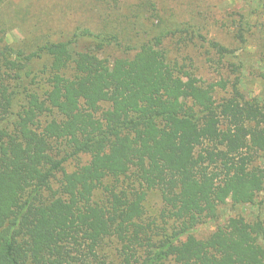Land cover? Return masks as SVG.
Masks as SVG:
<instances>
[{
  "label": "trees",
  "instance_id": "obj_1",
  "mask_svg": "<svg viewBox=\"0 0 264 264\" xmlns=\"http://www.w3.org/2000/svg\"><path fill=\"white\" fill-rule=\"evenodd\" d=\"M256 4L234 20L241 44L250 16L264 15ZM173 35L201 39L234 79L207 81L169 60L162 42ZM120 45L82 28L28 49L0 26V264H264L262 219L230 216L198 233L228 200L264 191V102L240 91L239 54L188 22L101 55ZM149 191L161 199L156 217Z\"/></svg>",
  "mask_w": 264,
  "mask_h": 264
},
{
  "label": "rangeland",
  "instance_id": "obj_2",
  "mask_svg": "<svg viewBox=\"0 0 264 264\" xmlns=\"http://www.w3.org/2000/svg\"><path fill=\"white\" fill-rule=\"evenodd\" d=\"M254 1V2H253ZM264 0H7L0 6V26L10 44L29 49L45 39L69 38L76 30L89 28L94 32L116 33L121 45L105 48L102 56L112 60L130 51L144 41H149L167 28L182 22L192 23L199 32L231 47L239 54L243 64L239 71V89L246 98L257 97L264 102V15L257 12L250 16L254 27L246 42L241 44L234 37V20L257 7ZM251 5H253L251 7ZM262 11V10H261ZM234 25V26H233ZM201 39L182 40L176 35L162 42L169 60L185 64L195 77L217 81L222 76L234 79L219 68L211 55L205 52ZM205 45V44H204ZM32 48V47H30ZM211 58V60H209ZM238 75V72H237ZM216 96L225 95L217 89ZM255 164L264 167V152ZM69 170L73 164H68ZM146 214L156 217L161 211V199L156 191H149L145 199ZM219 218L202 225L198 233L205 235L217 223L223 224L230 216L264 220V191L251 204L233 205L228 200L219 209ZM118 245L109 240L102 252L111 260Z\"/></svg>",
  "mask_w": 264,
  "mask_h": 264
}]
</instances>
